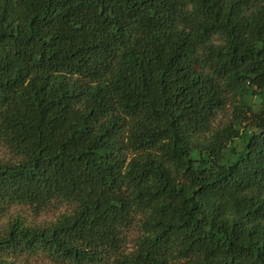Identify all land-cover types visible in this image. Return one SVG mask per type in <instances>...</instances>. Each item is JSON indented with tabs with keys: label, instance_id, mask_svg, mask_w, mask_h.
Returning <instances> with one entry per match:
<instances>
[{
	"label": "trees",
	"instance_id": "1",
	"mask_svg": "<svg viewBox=\"0 0 264 264\" xmlns=\"http://www.w3.org/2000/svg\"><path fill=\"white\" fill-rule=\"evenodd\" d=\"M0 148V217L71 206L0 264H264V0H0Z\"/></svg>",
	"mask_w": 264,
	"mask_h": 264
},
{
	"label": "rangeland",
	"instance_id": "2",
	"mask_svg": "<svg viewBox=\"0 0 264 264\" xmlns=\"http://www.w3.org/2000/svg\"><path fill=\"white\" fill-rule=\"evenodd\" d=\"M229 111L225 110L219 117L224 121L228 116ZM13 156L6 149L0 148V162H5L8 160H13ZM71 211V206L69 205H57L43 211L42 213L36 215L32 209L25 204H15L11 207L6 215L0 217V232L8 224L9 221L20 218L24 220L27 224L33 225H47L55 220H57L63 213H69ZM137 232L132 230L130 232V241L128 244L129 250L132 248L134 242L133 238L136 236ZM19 264H58L51 259H49L44 254L39 255H22L19 258Z\"/></svg>",
	"mask_w": 264,
	"mask_h": 264
}]
</instances>
